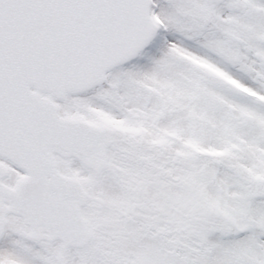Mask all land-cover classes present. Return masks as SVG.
<instances>
[{"label": "snow or ice", "instance_id": "snow-or-ice-1", "mask_svg": "<svg viewBox=\"0 0 264 264\" xmlns=\"http://www.w3.org/2000/svg\"><path fill=\"white\" fill-rule=\"evenodd\" d=\"M0 264H264V0H0Z\"/></svg>", "mask_w": 264, "mask_h": 264}]
</instances>
